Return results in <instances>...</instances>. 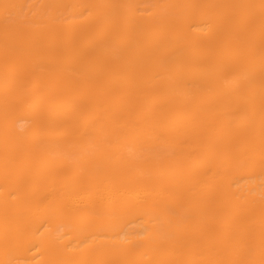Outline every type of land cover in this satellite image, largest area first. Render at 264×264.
<instances>
[{"label": "bare ground", "instance_id": "bare-ground-1", "mask_svg": "<svg viewBox=\"0 0 264 264\" xmlns=\"http://www.w3.org/2000/svg\"><path fill=\"white\" fill-rule=\"evenodd\" d=\"M0 264H264V0H0Z\"/></svg>", "mask_w": 264, "mask_h": 264}]
</instances>
